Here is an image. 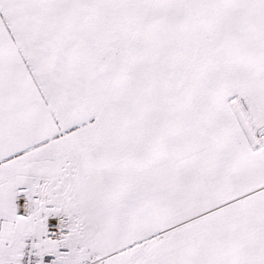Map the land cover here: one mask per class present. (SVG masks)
Segmentation results:
<instances>
[{
    "label": "snow or ice",
    "instance_id": "snow-or-ice-1",
    "mask_svg": "<svg viewBox=\"0 0 264 264\" xmlns=\"http://www.w3.org/2000/svg\"><path fill=\"white\" fill-rule=\"evenodd\" d=\"M0 264H264V0H0Z\"/></svg>",
    "mask_w": 264,
    "mask_h": 264
}]
</instances>
